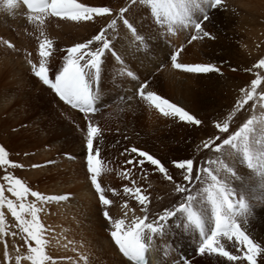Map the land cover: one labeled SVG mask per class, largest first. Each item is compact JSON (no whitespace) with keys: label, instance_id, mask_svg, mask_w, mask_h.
Returning <instances> with one entry per match:
<instances>
[{"label":"rangeland","instance_id":"obj_1","mask_svg":"<svg viewBox=\"0 0 264 264\" xmlns=\"http://www.w3.org/2000/svg\"><path fill=\"white\" fill-rule=\"evenodd\" d=\"M88 2L86 6L109 7L115 12V15L110 19H99L95 22L93 20L91 28L88 29L86 33L80 34L77 32V35L75 34V36L73 34L74 31L71 32L70 29H67V26L63 25L66 22L75 23L77 21L50 15H44L43 24L37 21V24L33 25L27 20L24 24L13 22L4 30L0 28V62L3 59L14 60L10 63L15 66L14 72H18V74L14 75L13 72L11 73L10 67H2L4 71H0V146H3L9 153V159L11 161L23 166L8 168L7 171L11 172L16 177L21 178V180L33 191H38L45 196L70 194V198L63 201L42 202L36 201L35 198L31 196L27 198L28 202H35L38 208L43 209L38 213V216L45 228L43 234L44 238L48 241L45 246V251L52 257V261L47 262V264H53V262L54 264H100L101 259H105L107 255V248L103 250L99 247H94L98 237L97 235H94V222H92L87 216L90 214L89 205L82 203L79 208L75 201L72 202L74 198H77L78 200L79 196L75 191V187H63L62 193L56 191L61 188L60 184H65L72 178L82 180L89 179L90 181L91 174L88 171L86 160L87 152L83 156L77 153L81 150H87L86 134L89 122H92L101 129L100 137L94 141V146L100 148L99 159L101 160V174L98 177V180L101 176L106 180H114L115 177L117 183L120 181V183L127 182L129 185L128 187H140L143 189L144 194L149 196L151 203L153 198L157 197L156 192L158 191L155 183L152 181L163 179L161 178L163 175L155 170L154 166V168L151 169L148 163H145L143 167L135 163H126L128 160L138 159L136 154L133 153L132 157H127L125 154L123 155V150L121 154L115 152L116 145L114 144L118 142V139L122 138L121 135L125 134L123 137L129 138L128 136L130 134L137 132L138 135H142L145 131L144 128H140V125L137 124L139 123L137 122L138 119L132 120L130 116L126 115V113L129 112V108L126 109L125 107L128 104L134 103L131 107L133 109V107L139 105L137 99H140L141 97L134 95V90L141 85L140 80H144L146 84L149 83L148 80L146 81V76L145 74L143 75L142 71L135 70V67L133 68L132 66V69L131 67L128 68V66L120 68L118 64L116 65L115 62H113V59H110L111 56L114 58L119 57L118 54L120 53L117 47L119 44V35L115 33L123 21L120 19V13L117 14L116 12H119L126 2L128 6L126 5L127 7L125 6V8L127 9L130 6L135 5L136 9L134 11L136 13L134 16L142 23L141 26L144 30V35L141 36L142 42H138L141 51L139 53L140 60L143 58L144 61V59L146 60V58H148L147 56H152L151 51H153V42L161 44L163 48L165 47V50L171 48V54L176 52V48H180L178 63L213 64L218 67L220 72L206 73V75H208L210 79H213L212 83H217V86H219V84H224V82L227 81V79H225L226 72L229 73L230 76L231 74L229 71L233 74L234 71H232V69H235L234 66L248 61V56L246 55L247 52L251 55L257 50V47L254 49L250 48L248 38L246 36H241L238 30H243V32L247 34L249 28L254 29V27L260 26L245 25V27L242 28V25H244L242 22L245 21L247 16L240 14L237 10L256 11L260 8L261 11L264 9V0H222L221 6L209 10V19L203 22V29L210 33V36L202 37L189 43L193 34L202 36V33L198 34L193 30L192 34V31L190 32V30H187L191 29V27H176L174 32H169L167 26L161 25L154 20L153 16L150 15L149 6L147 5L140 3L132 4L131 0H88ZM137 6L139 10H137ZM2 7L4 6L0 3V9ZM124 15H126L125 18H127L129 23L133 26L136 33L137 28L134 26V23L128 19L127 12ZM225 18L227 19V24L225 23L222 27ZM113 19L117 20L115 28H109L106 32V36L110 39L112 47L109 50H106L108 55L102 59V66H104L101 68V73L102 75L104 74L102 84L104 85L105 97L103 98L102 104L101 99L98 100V104H100L99 108L102 105H105L106 108H103L94 114H86L73 109L75 110L74 112L71 109V106L64 103L62 100V105L59 106L57 100L60 101V98L55 95L50 87L45 86L41 80L33 74L32 65L29 63V61H32L38 66L41 59L39 55V43L45 38L53 41L51 56L47 59V66L54 76L62 69L67 55L66 50L69 47L76 43H83L91 39L101 28H106ZM127 29L130 30L128 27ZM41 33H43V35H41ZM226 36L230 38L229 42L227 40L224 41ZM26 38H28V42ZM6 41L10 42L13 47H9L8 44L5 43ZM18 43H23L24 47L20 48ZM196 44L198 46H195ZM99 46L100 45L97 43L92 47L95 48ZM197 54L198 56L196 57ZM170 56L166 58L161 66L159 65L162 76L168 67L173 66L171 60L169 62ZM191 56H194L195 60H197L196 63L192 62ZM139 57L137 59L135 57H130V60L131 62L134 60L133 63H137L138 66L140 65ZM181 58L182 61H180ZM228 63L231 67L230 70H227V67H229ZM256 63L257 62H255V64ZM24 64H28L27 68L24 67ZM256 69L257 68H255V70ZM177 70L188 73L182 69ZM261 71H263L262 74H264L262 68H259V71L258 73L256 72V74L261 76ZM215 79L217 81H215ZM248 88L249 87L245 90ZM33 91H37V93H34ZM44 96H47V100ZM218 96L219 95L216 91L215 93L208 91L205 94V101L206 103H209V106L215 105L219 100L217 98ZM216 113H219V111L215 112L213 115H217ZM209 120L212 121L213 116L207 114L206 121L210 122ZM194 135L195 136L188 140L187 149L189 151L192 150L191 154L193 156H191V158H203L199 155L202 153L203 149H205L203 147L204 141L202 142L200 140L202 136L199 137L198 133H195ZM123 145L125 147L127 146V143L124 142ZM103 149L107 150L108 155L104 156L101 153ZM140 150L148 152L144 149ZM149 154L160 159L165 167L170 165L169 162L171 158H169L168 162L163 161L160 156H157L154 153ZM184 154L190 155L186 153ZM184 154L180 153L178 155L182 156ZM107 156L110 157L107 158ZM181 160L182 158H180V161ZM228 162L234 167L236 177H241V180H244L241 182L242 184H238V186L235 184L236 177L232 178L231 176H228L229 183L232 187L237 189L238 192L243 189L249 194L248 204L250 205V210L248 213L255 216V219L257 220L262 219L261 223L264 225V192L259 190L258 177L241 162L238 164L237 161L232 159L228 160ZM31 170L37 171V174H33V176H31V174L28 175V172ZM0 172V184H5V187H7L6 182L2 179L5 174V169L0 168ZM125 172L130 173L128 178H125L122 174ZM179 173L184 175L183 171H180ZM224 175L225 174L222 172L221 176L223 177ZM165 179L162 180L163 184L167 183V179ZM132 180L136 181L135 185H133ZM193 183L194 178L190 185ZM174 184L183 185L184 182L178 180L174 182ZM190 185L189 187H191ZM91 186L95 191L94 186L92 184ZM56 187L58 188L56 189ZM123 188L124 186H122V190ZM169 193L173 196L167 201V203L171 204V207H175L186 195V193L177 192H174V194L172 191ZM5 196L14 201L16 200V198L7 191H5ZM160 199L161 197L157 200L161 202ZM150 203H148L146 207H148ZM3 212L5 223L3 226V232H0V264H16L17 256L21 257L19 264H31V261L27 259L26 262H23V260H25L24 257L29 254L28 244L25 243L24 240L26 233H23L18 227V222L15 217L11 215L6 206L4 207ZM86 212L88 213L86 214ZM249 218L251 217H248L245 220L244 218H241L243 228L247 225H251L252 232H254L253 236L256 240L264 241V227L258 226L255 223L253 224L251 221L252 218ZM58 229L61 232H58ZM13 233H15V235H13ZM29 243H31L33 247L35 246L33 241H29ZM222 243H224L227 250H229L228 245L231 242L224 239L222 240ZM95 246H97V244ZM99 250L105 252H103L104 254L100 255V257H97ZM6 251L9 257L7 259L5 257ZM82 255L86 256V259L81 258ZM260 256L262 257L261 260L264 262V254L261 253ZM107 258L108 255L106 259ZM181 261L183 260L181 259ZM181 263L187 264L186 262ZM258 264H261V262Z\"/></svg>","mask_w":264,"mask_h":264},{"label":"snow or ice","instance_id":"obj_2","mask_svg":"<svg viewBox=\"0 0 264 264\" xmlns=\"http://www.w3.org/2000/svg\"><path fill=\"white\" fill-rule=\"evenodd\" d=\"M27 9L36 15L29 16V20H36L43 24L44 15H52L72 21H91L94 16L104 17L111 13L109 7L86 6L77 0H22ZM132 4L140 3L149 6L150 15L159 24L167 26L169 32H174L176 27L193 28L200 35H193L192 41L202 37H209L210 33L204 31L203 22L209 19V10L216 9L222 5V0H131ZM3 6L11 11L18 6L19 0H0ZM127 8L120 10V19L135 33V29L125 18ZM117 20L113 19L106 28H101L91 39L83 43H76L69 47L66 52L65 63L62 69L50 76L47 66V59L51 56L53 41L45 38L39 43V55L41 57L38 66L29 61L32 65L33 74L39 78L44 85L49 86L67 104L78 108L82 112H95L96 96L93 94V83L99 78L102 66V59L106 50L112 45L106 36L107 29L115 28ZM43 35V33H41ZM136 41L142 42V37L135 36ZM9 47H13L10 42H5ZM99 47L93 48L94 44ZM182 51V49H181ZM179 52L171 56L173 67L182 69L188 73H211L220 72V69L213 64H182L178 63ZM254 67L264 68V59L259 60ZM264 83V77L257 75L251 81V90L242 89L243 98L237 102L236 110L243 109L250 101H255L252 105L256 108L257 103L264 109V92H258L259 86ZM147 85H141L138 95L149 102L155 109L165 117L177 118L182 122L200 125L201 121L190 114L182 106L170 102L168 99L159 96L153 91H147ZM229 116L223 123L217 122L215 127L219 132L228 134L226 138L216 136L204 142L203 147L219 154L215 159H208L195 171L194 160L189 158L181 161H173V165L184 172L183 180L188 185L193 178L195 181L205 185L199 189H193L186 185L177 184V193H186L183 200L172 208H166L162 214H158L154 219L149 220L146 205L150 203L148 195L140 187L124 186L123 191L131 196L142 207L145 212L143 216L133 215L129 217L125 211L121 218L113 219L108 211V206L113 201L105 194V188L98 180L101 174L100 148L94 146L101 135V129L92 122L88 123L86 134L87 168L90 175V182L98 194L100 204L103 206V216L111 224L110 235L118 246L124 257L128 258L131 264H149L147 254L154 246L157 237H162L167 221L177 215H184L188 225L191 226L202 238L198 248L201 255H216L226 259L229 264L244 262L247 264H258L257 258L264 253L262 248L250 235L242 228L241 218H246L250 205L248 204V193L231 186L228 176L236 177L234 167L227 162L232 158L239 161L253 172L259 179V190L264 192V115L251 116L236 131L229 134ZM219 141V143H217ZM136 154L138 159L128 160V164H138L141 167L148 163L172 181L173 177L168 173V169L162 162L148 152L132 147L125 149V153ZM215 166V167H214ZM23 167L9 159V153L3 146H0V168L5 169L2 179L6 182L0 184V232H3L5 216L3 209L6 206L8 211L18 222V227L23 233L25 243L28 244V255L25 259L31 264H47L52 261V257L45 251L48 241L44 238L45 228L42 225L38 213L43 209L38 208L35 202H28L29 196L36 201L51 202L63 201L70 198V194L45 196L33 191L20 178L7 171L8 168ZM36 167V166H34ZM225 175L222 177L221 173ZM128 178L130 173H122ZM133 185L136 181H132ZM5 191L11 193L16 200L5 196ZM113 195H118L111 190ZM123 207L128 209L127 201ZM30 217V218H29ZM211 225L209 227L208 225ZM15 235V233H13ZM231 242L236 252L227 250L222 240ZM29 241H33V247ZM6 259L9 258L7 251ZM86 259V258H85ZM20 256L16 257V264H19ZM54 264V262H53Z\"/></svg>","mask_w":264,"mask_h":264},{"label":"bare ground","instance_id":"obj_3","mask_svg":"<svg viewBox=\"0 0 264 264\" xmlns=\"http://www.w3.org/2000/svg\"><path fill=\"white\" fill-rule=\"evenodd\" d=\"M77 2L82 3L84 5L89 3L88 0H77ZM89 4H91V3H89ZM126 5L128 6L127 2L125 3V5L122 8H125ZM135 9H136L135 5L128 7L127 16L129 17L128 19H130L134 23V26L137 28L136 29L137 32L134 34L132 31L128 30L127 27H125L126 26L125 24L121 23V25L119 26V29L116 30V33H115V34L119 35V41H118L119 44L117 46L119 51H120V53L118 54L119 57L114 58L113 56L110 55L111 56L110 59L111 60L113 59V62H115L116 65L118 64V66L120 68H122L123 66H128V68H129L132 66L133 68L135 67L134 68L135 70H140V72L142 71L143 75L145 74V76H146V78H145L146 81L147 80L149 81V83H147V89H146L147 91H153V92L157 93L159 96L168 99L170 102L175 103L178 106H182L190 114H192L198 120L201 121L200 125H195V124L182 122L177 118L165 117L164 115H162L159 112V110L155 109L149 102L143 100L142 98L137 99V103H139V105H137L138 107L135 106L132 109L131 107L134 105V103L128 104L125 107L126 109L129 108L128 113H126V111H125L126 115L130 116V118L132 120L138 119L137 122H139V123H137V124L140 125V128L141 127L144 128L145 131L142 133V135H138L137 132L134 134H130L131 136L129 135L128 136L129 138L123 137V136H125V134L121 135L122 138L118 139L119 143L117 142L116 144H114V145H116L115 152H117L118 154H121L122 150H123V155L125 154L127 157H132L133 153H131V152L125 153V149H130L133 146H135L139 149H144V150L148 151L149 153H154L155 155L160 156V158L163 161L169 162V158H171L170 162H169L170 165H167L166 168L168 169V173L173 177V180L172 181L166 180L165 177H163L164 175L162 174L163 176L161 178L166 180V182H167L166 184H163V181H162L163 179L152 181L153 183H155V185L158 189V191L156 192L157 197H154L152 202L150 203V205L147 207V213L146 214L148 215L149 220H152L158 214H162V212H163L162 210H164L166 208H172L171 204L167 203V201L169 198L173 197L170 195L169 192L170 191H172V193L176 192L175 191L176 185L174 184V182L181 180L184 182L183 185H186L189 187L187 182H185L183 180V175L181 173H179L182 170L176 168L173 165V161H180V158H182V160H185V159H189V157L191 158V156H193L191 154L192 150L189 151L187 149V147H188L187 145H188V140H190L191 137L195 136L194 135L195 133H198L199 137L202 136L200 139L202 142L203 141L206 142V141H208L209 138H215L216 136H220L221 138H226V136L228 134L219 132L218 129L215 127V124L217 122L223 123L226 119L229 118V116H231L232 119L230 121V129H229V134H230L231 132L236 131L251 116L256 115L257 117H259L261 115H264V109L260 108L258 103H257L256 108L253 109L252 105L255 101H250L247 105L244 106L243 109H240L239 111L236 110L237 102L243 98V95H242L243 92L241 90L249 87L247 90L250 91L251 90V81L257 77L256 72L258 73L259 68H257L255 70V68H256V67H254L255 62H258L259 60L264 59V9L261 11H260V8L257 9L256 11L255 10H237L240 14L247 16L245 21L242 22L244 24V25H242V28L245 27V25L246 26H248V25L260 26V27H254V29L249 28L247 34H245V32H243V30H238L239 34L241 36H246L248 38L250 48L254 49L257 47L256 49L258 51L255 50L257 52L254 51V53L251 55L249 54V52H247L246 55L248 56L247 57L248 61H245L240 65L234 66L235 69H232V71H234L233 74L231 71H229L231 74L230 76H229V73L226 72L225 79H227V81H225L224 84H222L221 83L222 81H221L220 82L221 84H219V86H217V83H212L213 79H210L208 77V75H206L204 73H184V72L178 71L173 66L168 67L162 76V72L159 69V65L161 66V64L166 60V58L171 55V53H170L171 48L169 50H165L164 49L165 47L163 48L161 46V44L156 43V42H153V46H152L153 51H151L152 56H147L148 58H146V60L144 59V61H143V58H141V60H140L139 53L141 51L139 49L138 41H136L135 36L136 35H139L140 37L143 36L144 30L141 26L142 23L134 16L136 13L134 11ZM137 10H139L138 6H137ZM131 11H133V12H131ZM116 13L118 14V13H120V11L116 12ZM131 13H132V15H131ZM35 15H36V13L27 12L24 9V7L20 1L18 3V6L11 11L7 10L5 7H2L0 9V28L2 30H4L8 26H10L9 24H11L13 22H18L20 24L21 23L24 24L25 22H27V20L30 21L31 24H33V25L37 24L36 20H34V19L29 20L28 19L29 16L34 17ZM114 15H115V12L112 11V9H111V13L109 15L104 16V17L94 16L93 20L95 22L96 20H99V19H102V20L110 19ZM50 16H52V15H50ZM125 17H126V15H125ZM93 20H91V21H79V22L77 21L75 23H67L66 22L65 24L63 23L64 24L63 26H67V29H70L71 32L74 31L73 34L75 36V34L77 32H79L80 34L86 33L88 31V29L91 28ZM226 21H227V19L225 18V20H223L222 27L224 26ZM147 37H148V35H147ZM27 39L28 38H26V40ZM229 39L230 38H228V36H226L224 41L227 40L229 42L230 41ZM154 40H156V39H154ZM27 42H28V40H27ZM18 44H19L18 46H20V48L24 47L23 43H18ZM69 44H71V43H69ZM69 44H67V45H69ZM197 44L195 46L199 45V44L198 45ZM254 45H255V47H254ZM106 55H108L107 51L105 52L103 58H105ZM142 56H144V55H142ZM197 56H198V54L196 55V57ZM130 57H135L136 59L139 57V60H140V62H139L140 65H138L139 67L137 66V63H133L134 60H132L133 62H131ZM191 60L193 63L197 62V60H195L194 56L192 57ZM11 61H14V60H9V59L1 60L0 71L1 70H2V72L4 71V69H2V67L3 68L10 67L11 73L13 72L14 75L18 74L17 71L14 72L15 66H13L12 63H10ZM180 61H182V58ZM16 63L18 64L17 61H16ZM27 65L24 64V67L27 68ZM143 65H144V67H143ZM103 66L101 68H103ZM228 66L229 67H227V70H230L231 67H230L229 63H228ZM132 67H131V69H132ZM115 69H116V67H115ZM262 69L264 70V68H262ZM111 71H112V69H111ZM114 71H116V70H114ZM260 73L262 74L263 71H261ZM103 76H104V74L102 75L101 70H100L99 78L93 83V93L96 95L97 100H99V98L101 99V104L103 102V98L105 97L104 85L102 84ZM108 76H109V74H108ZM260 77H264V74H262ZM111 79H113V78H111ZM215 81H217V80L215 79ZM208 91L214 92V93L216 91L218 93L219 96L217 98L219 100L215 105L209 106V103L208 102L206 103L205 94ZM35 92L37 93V91H35ZM258 92H264V83H262L259 86ZM46 94H48V93H46ZM50 95H51V93H50ZM46 97L47 96H44L45 99H46ZM57 103L59 104V106H61L62 105L61 99H60V101L57 100ZM96 106H100V104H98V102H96ZM71 109L73 110L74 108L71 107ZM75 110H73V111L75 112ZM76 111H78V110H76ZM217 111H219V113H216L217 115L214 116L213 114H215V112H217ZM207 114L210 116H213L212 121H210V120H209L210 122L206 121ZM124 142L127 143V146H125V147L123 145ZM217 143H219V141H217ZM173 145H174V147H173ZM171 146H172V148H171ZM177 149H180V150H177ZM86 152H87V150H81L77 153L83 156V155H85ZM101 153L104 156L108 155V152L105 149H103V151ZM180 153H183V154L186 153V154H190V155H185V154L182 156L178 155ZM218 155L219 154L213 152L210 149H203L202 153L199 155L203 158H199V159L198 158L197 159L191 158L194 160V175H195V171H197L199 169V167L204 163V161H206L210 158L215 159ZM177 156H178V158H177ZM108 157H110V156H107V158ZM43 158H45V157H43ZM232 160L237 161L238 164L240 163L238 158H232ZM67 162H69V161H67ZM123 163H125V162H123ZM126 165H128V164H126ZM149 166L151 167V169L154 168L150 164H149ZM230 166H231V164H230ZM120 167H122V166H120ZM116 169H118V168H116ZM241 169H243V168H241ZM27 172H26V174H27ZM116 172H117V170H116ZM120 172H122V171H120ZM16 173H17V171H16ZM30 174H31V176H33V174H37V171L31 170L30 172H28V175H30ZM112 177H114V176H112ZM147 177H149V176H147ZM115 179L116 178L114 177V180H111V179L106 180L102 176L99 179V182L101 183L102 187H104L106 190L105 191L106 196L113 201L112 205L108 206V211H109L110 216L113 217V219H118L124 215L125 211H128L129 217H131V215H133V212L136 216L145 215V212L142 211L141 205L136 200H134L131 196L126 195L124 193V191L122 190V186H125V185L129 186L128 183L127 182H126L127 184L125 182L120 183L121 182V181L119 182L120 179L118 180L119 183H117L115 181ZM242 181H244V180H241V177L238 178V176H237L235 179V184L241 185ZM60 186H61V188L59 190H56V191H59V193H62L63 187H66V188H68V187L72 188L73 186L75 187V191L79 194V196H78V200H77V198H74L72 202L75 201V203L77 204V206L79 208H80L82 203L89 205L90 214H88L87 216L90 218V220L92 222H94V226H93L94 235H97V237H98L96 240V243H95V245L97 244V246L94 245V247H99L103 250L107 248V250H108V251H106L108 258L106 259L107 255L105 253L106 257H105V259L104 258L101 259L100 264H131V262L120 253L118 247L115 245V243H114V241L110 235V232L112 230L111 224L108 220L105 219V217L102 214L103 206L100 204L98 194L93 190V187L91 186L89 179L88 180L87 179L82 180V179L72 178L71 180H68L65 184H60ZM60 186H58V187H60ZM190 186H191L190 188L199 189L205 185H202L199 182L195 181V178H194V183ZM58 187H56V189ZM113 189L116 191V193H118V195H113V193L111 191ZM160 197H161V199H160L161 202H159V200H157ZM125 201H127L128 209H125L123 207ZM87 213L88 212H86V214ZM248 217L252 218V219L251 218H249V219H251L253 224L255 223L258 226L264 227V225H262V223H261L262 219L257 220V219H255L256 217L250 215V213L247 214V218ZM247 218H244V220ZM208 226L211 227L210 224ZM242 228H243V226H242ZM243 230H245L246 233L248 235H250V237H252L254 239V241L257 242L262 248H264V241L263 240H261V241L256 240V238L253 236L254 232H252L251 225L245 226V228H243ZM57 231L61 232V231H59V229ZM102 235H103V237H102ZM104 236H105V238H104ZM201 240H202V238L198 235L196 230H194L191 226L188 225V222H187L185 216L184 215H177L176 217H173L169 221H167L163 236L157 237L155 239L154 246L149 251V253H150L149 264H183L181 262H186L187 264H229V262L226 261V259L218 257L216 255H207V254L201 255L198 252V248H199V245L201 243L200 242ZM59 241H60V239H59ZM228 246H229V251H233L235 254H239L238 252H236L235 248L233 247V245H231V243ZM103 252H105V251L99 250L97 257H100V255L104 254ZM94 256H96V255H94ZM182 256H185L186 261H181ZM85 257L86 256H84V255L81 256V258H83V259ZM261 259H262L261 256L259 258H257V260L259 262H261V264H264V262ZM23 262H26V259L23 260ZM236 264H247V262L246 261L236 262Z\"/></svg>","mask_w":264,"mask_h":264}]
</instances>
